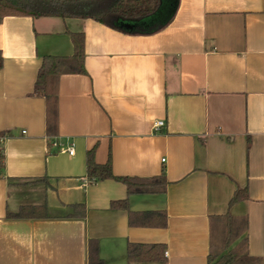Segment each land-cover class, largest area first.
<instances>
[{"label": "crops", "instance_id": "0c3cea01", "mask_svg": "<svg viewBox=\"0 0 264 264\" xmlns=\"http://www.w3.org/2000/svg\"><path fill=\"white\" fill-rule=\"evenodd\" d=\"M115 25L0 21V264H97L91 249L100 264H209L211 218L228 214L247 217V252L264 264V0H160L154 15ZM77 33L86 74L61 75L53 138L70 155L50 145L34 90L43 59L72 57ZM93 149L118 177L165 171V191L88 184ZM28 206L48 217L8 218ZM131 245L164 246L163 260L131 261Z\"/></svg>", "mask_w": 264, "mask_h": 264}, {"label": "trees", "instance_id": "16d2710c", "mask_svg": "<svg viewBox=\"0 0 264 264\" xmlns=\"http://www.w3.org/2000/svg\"><path fill=\"white\" fill-rule=\"evenodd\" d=\"M160 8V0H0V21L5 17H59L62 19H83L117 28L154 15ZM120 26V24H119ZM74 54L72 57L48 56L43 59L35 84V95L46 100L47 133L52 140L57 136L59 124V80L63 74H86L85 69V36L83 33L72 34ZM3 68V56L0 52V70ZM250 143V142H249ZM249 148V147H248ZM95 149L87 154L88 180L92 184L105 180H114L125 185L129 195L153 194L165 191L167 181L165 171L153 178L118 177L113 173L111 156L106 164L95 161ZM5 156L0 149V177H4ZM248 199V188L236 191L230 205ZM112 208H128V200L113 202ZM84 216V206H75ZM154 214H146V216ZM162 215V214H160ZM46 206H28L17 213H8L9 219H46ZM165 226V223L157 224ZM248 231L247 217L235 218L231 215L211 218V250L209 264H262L261 259L250 257L247 252L245 235ZM164 246H136L129 248V258L137 262H156L163 260ZM97 251L91 249L90 259L97 264Z\"/></svg>", "mask_w": 264, "mask_h": 264}, {"label": "built area", "instance_id": "2783aa9c", "mask_svg": "<svg viewBox=\"0 0 264 264\" xmlns=\"http://www.w3.org/2000/svg\"><path fill=\"white\" fill-rule=\"evenodd\" d=\"M165 126V122L164 121H159L157 123H155V128L158 130L160 129L161 127H164ZM52 145L57 148V149H60L62 152L65 151V152H68L70 155H74L75 153V148H74V145L70 144L69 146H63L61 144H59L57 141H54L52 143ZM87 183L89 184L90 181L88 180Z\"/></svg>", "mask_w": 264, "mask_h": 264}]
</instances>
